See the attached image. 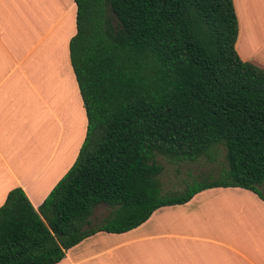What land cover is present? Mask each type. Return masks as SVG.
Instances as JSON below:
<instances>
[{"label": "trees", "instance_id": "16d2710c", "mask_svg": "<svg viewBox=\"0 0 264 264\" xmlns=\"http://www.w3.org/2000/svg\"><path fill=\"white\" fill-rule=\"evenodd\" d=\"M70 61L87 118L79 154L36 210L20 188L0 206V264H56L97 233L214 187L264 200V68L235 50L233 0H73ZM217 178L163 193L158 157L213 162ZM110 214L97 226V205Z\"/></svg>", "mask_w": 264, "mask_h": 264}, {"label": "crops", "instance_id": "0c3cea01", "mask_svg": "<svg viewBox=\"0 0 264 264\" xmlns=\"http://www.w3.org/2000/svg\"><path fill=\"white\" fill-rule=\"evenodd\" d=\"M235 50L264 68V0H233ZM73 0H0V206L20 188L37 210L74 164L87 118L69 55ZM69 101V102H67ZM56 264H264V200L214 187L97 232Z\"/></svg>", "mask_w": 264, "mask_h": 264}, {"label": "rangeland", "instance_id": "374dc122", "mask_svg": "<svg viewBox=\"0 0 264 264\" xmlns=\"http://www.w3.org/2000/svg\"><path fill=\"white\" fill-rule=\"evenodd\" d=\"M69 102V101H67ZM158 162L163 167L159 176L163 193L182 191L188 183L211 178H217L221 170L226 167L223 152L213 162L199 160L191 163H172L163 157H158ZM110 214V209L105 205H97L90 218L91 225L97 226Z\"/></svg>", "mask_w": 264, "mask_h": 264}]
</instances>
